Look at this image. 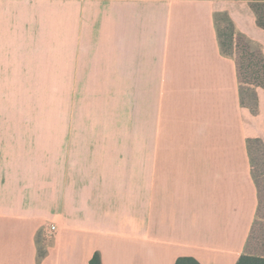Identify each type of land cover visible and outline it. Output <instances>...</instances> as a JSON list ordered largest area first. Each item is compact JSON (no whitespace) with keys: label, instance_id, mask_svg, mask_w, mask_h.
<instances>
[{"label":"crops","instance_id":"1","mask_svg":"<svg viewBox=\"0 0 264 264\" xmlns=\"http://www.w3.org/2000/svg\"><path fill=\"white\" fill-rule=\"evenodd\" d=\"M253 5L0 0V264L237 263L264 91L251 114L217 17L264 56Z\"/></svg>","mask_w":264,"mask_h":264},{"label":"trees","instance_id":"2","mask_svg":"<svg viewBox=\"0 0 264 264\" xmlns=\"http://www.w3.org/2000/svg\"><path fill=\"white\" fill-rule=\"evenodd\" d=\"M254 3L253 10L257 17V24L264 29V0H239ZM231 26V34L229 44L226 46L219 37L221 47L223 51L231 55L235 62L236 72L238 77V83L240 87L241 103L245 107L246 104L243 100V91L246 89L260 88L264 91V56L258 49H253L248 40L235 34L233 26ZM246 87V89H244ZM257 187L258 194V208L255 222L251 228L245 254L242 255L236 264H264V223L261 224L260 209H262V200L260 191ZM263 219V218H262ZM264 222V219H263ZM257 242L256 249L253 250V244ZM89 264H100L99 256L95 254L90 260ZM174 264H199L195 259L191 257H180Z\"/></svg>","mask_w":264,"mask_h":264},{"label":"rangeland","instance_id":"3","mask_svg":"<svg viewBox=\"0 0 264 264\" xmlns=\"http://www.w3.org/2000/svg\"><path fill=\"white\" fill-rule=\"evenodd\" d=\"M229 20L225 16L217 17V26L219 29V37L221 41L227 46L229 44L231 26ZM246 89V87L244 88ZM243 100L246 104V108L251 114H256L257 112V92L256 89L252 92L251 89H246L243 91ZM250 156H251V173L260 191V196L262 200V209H260V221L263 224L264 219V142L261 139H251L249 142ZM263 218V219H262ZM257 242L253 244V250L256 249Z\"/></svg>","mask_w":264,"mask_h":264},{"label":"built area","instance_id":"4","mask_svg":"<svg viewBox=\"0 0 264 264\" xmlns=\"http://www.w3.org/2000/svg\"><path fill=\"white\" fill-rule=\"evenodd\" d=\"M48 231H49L50 233H53V232L55 231V228H54L53 226H50L49 229H48Z\"/></svg>","mask_w":264,"mask_h":264}]
</instances>
